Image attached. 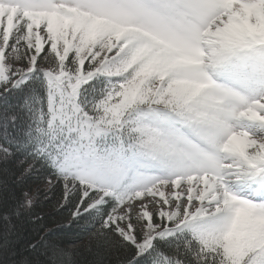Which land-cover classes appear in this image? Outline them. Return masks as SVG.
Wrapping results in <instances>:
<instances>
[{
    "label": "snow or ice",
    "instance_id": "1",
    "mask_svg": "<svg viewBox=\"0 0 264 264\" xmlns=\"http://www.w3.org/2000/svg\"><path fill=\"white\" fill-rule=\"evenodd\" d=\"M0 264H264V0H0Z\"/></svg>",
    "mask_w": 264,
    "mask_h": 264
},
{
    "label": "trees",
    "instance_id": "2",
    "mask_svg": "<svg viewBox=\"0 0 264 264\" xmlns=\"http://www.w3.org/2000/svg\"><path fill=\"white\" fill-rule=\"evenodd\" d=\"M46 211H52L51 209H46ZM59 223L61 226L63 225V221L59 218H56V222L52 224V226L55 228L56 224Z\"/></svg>",
    "mask_w": 264,
    "mask_h": 264
}]
</instances>
